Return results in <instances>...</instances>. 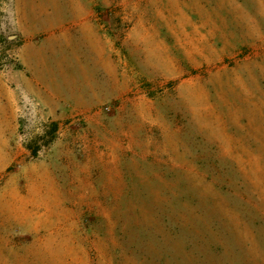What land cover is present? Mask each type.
Returning a JSON list of instances; mask_svg holds the SVG:
<instances>
[{
    "label": "rangeland",
    "instance_id": "374dc122",
    "mask_svg": "<svg viewBox=\"0 0 264 264\" xmlns=\"http://www.w3.org/2000/svg\"><path fill=\"white\" fill-rule=\"evenodd\" d=\"M55 9L40 93L0 0V264H264V0Z\"/></svg>",
    "mask_w": 264,
    "mask_h": 264
},
{
    "label": "crops",
    "instance_id": "0c3cea01",
    "mask_svg": "<svg viewBox=\"0 0 264 264\" xmlns=\"http://www.w3.org/2000/svg\"><path fill=\"white\" fill-rule=\"evenodd\" d=\"M56 0H15L16 16L20 18L22 45L20 64L26 76L24 85L40 92L56 90ZM25 17V18H24ZM24 18V20H23ZM23 20V22L21 21ZM25 21V23H24ZM100 41L99 32L95 33ZM85 46L92 45L93 36H82ZM13 90L0 77V132H5L3 118L13 116Z\"/></svg>",
    "mask_w": 264,
    "mask_h": 264
},
{
    "label": "trees",
    "instance_id": "16d2710c",
    "mask_svg": "<svg viewBox=\"0 0 264 264\" xmlns=\"http://www.w3.org/2000/svg\"><path fill=\"white\" fill-rule=\"evenodd\" d=\"M58 130V126L54 124L53 129L51 131L46 132V136H53L56 134ZM34 154H36L35 150L33 151Z\"/></svg>",
    "mask_w": 264,
    "mask_h": 264
},
{
    "label": "water",
    "instance_id": "95a60500",
    "mask_svg": "<svg viewBox=\"0 0 264 264\" xmlns=\"http://www.w3.org/2000/svg\"><path fill=\"white\" fill-rule=\"evenodd\" d=\"M20 39L19 35L9 37V41Z\"/></svg>",
    "mask_w": 264,
    "mask_h": 264
}]
</instances>
